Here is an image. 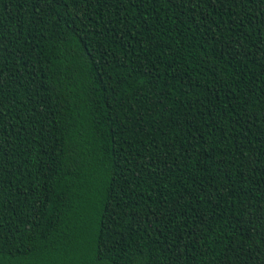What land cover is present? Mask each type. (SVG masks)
I'll use <instances>...</instances> for the list:
<instances>
[{
	"label": "trees",
	"instance_id": "obj_1",
	"mask_svg": "<svg viewBox=\"0 0 264 264\" xmlns=\"http://www.w3.org/2000/svg\"><path fill=\"white\" fill-rule=\"evenodd\" d=\"M0 264H264V0H0Z\"/></svg>",
	"mask_w": 264,
	"mask_h": 264
}]
</instances>
